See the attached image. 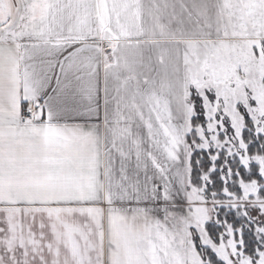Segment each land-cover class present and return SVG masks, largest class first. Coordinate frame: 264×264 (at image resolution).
<instances>
[{"label": "snow or ice", "instance_id": "obj_1", "mask_svg": "<svg viewBox=\"0 0 264 264\" xmlns=\"http://www.w3.org/2000/svg\"><path fill=\"white\" fill-rule=\"evenodd\" d=\"M0 0V264H264V0Z\"/></svg>", "mask_w": 264, "mask_h": 264}, {"label": "crops", "instance_id": "obj_2", "mask_svg": "<svg viewBox=\"0 0 264 264\" xmlns=\"http://www.w3.org/2000/svg\"><path fill=\"white\" fill-rule=\"evenodd\" d=\"M8 5L10 9V14L14 17L16 15V0H8Z\"/></svg>", "mask_w": 264, "mask_h": 264}]
</instances>
